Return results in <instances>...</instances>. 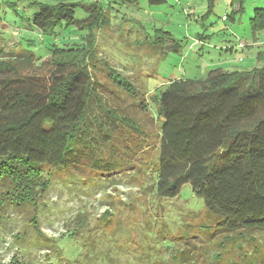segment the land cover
<instances>
[{
  "label": "trees",
  "instance_id": "trees-1",
  "mask_svg": "<svg viewBox=\"0 0 264 264\" xmlns=\"http://www.w3.org/2000/svg\"><path fill=\"white\" fill-rule=\"evenodd\" d=\"M147 1L158 5L167 0ZM214 1L210 0L209 11ZM32 4L36 9L30 28L44 35L43 48L26 53L8 50L18 43L0 45V229L12 214L21 213L40 236V217L48 211L46 200L58 182L55 178L72 175L69 172L74 169L84 172L76 175L91 176L90 155L99 149L111 156V151L120 148L114 141L129 138L128 133L115 134L118 124L130 127L129 133L145 135L143 127L154 119L148 116L144 98L134 102L144 115L133 119L125 108H115L101 94L104 91L92 67L98 59V30L110 25L111 19L100 0L86 5L36 0ZM80 5L88 14L84 20L76 18ZM250 23L254 33L264 31V7L254 9ZM74 25L78 26L76 37H66ZM58 29L63 33H57ZM158 31L165 39L175 40L172 32ZM44 64L43 72H35ZM117 75L121 86L137 96V86ZM157 92L153 98L158 119H162L157 138L159 167L157 182L150 189L159 198L170 199L189 183L193 194L203 200L210 221L222 229L264 230V65L234 70L216 67L203 78L170 80ZM92 167L119 168L112 158L104 157ZM109 213L98 219L106 223L94 229L88 212L79 211L68 219L63 232L70 240L58 246L74 245L88 229L103 230L114 224L107 218ZM26 234L27 230L18 231L16 237ZM51 240L45 239L44 246ZM75 246L69 253L78 254ZM50 253L48 257H58ZM28 260L21 257L18 261L14 256V264ZM0 264L6 263L0 258Z\"/></svg>",
  "mask_w": 264,
  "mask_h": 264
},
{
  "label": "rangeland",
  "instance_id": "rangeland-1",
  "mask_svg": "<svg viewBox=\"0 0 264 264\" xmlns=\"http://www.w3.org/2000/svg\"><path fill=\"white\" fill-rule=\"evenodd\" d=\"M34 1L0 0V45L18 43L9 51L28 53L43 48L44 35L30 28ZM36 1L86 5L95 0ZM100 1L111 19L110 25L98 30V59L93 60L96 65L92 67L102 85L101 94L115 108H125L133 119L144 115V110L134 104L144 98L148 116L154 121L148 119V126L143 127L145 135L129 133L130 127L118 124L115 134L128 133L130 140L116 139L115 146L120 148L111 151V156L96 149L89 158L91 176L76 175L84 172L74 169L69 172L72 175L55 178L58 182L46 200L48 211L40 217V236L28 217L12 214L0 229L4 232L0 258L6 264H14L15 255L18 261L21 257L31 260L27 264L55 260L60 264H264V230L222 229L210 221L203 200L193 194L189 183L170 199H161L150 189L157 182V138L162 123L153 98L155 91L159 94L176 78L206 77L216 67L234 70L263 66L264 31L254 33L250 20L256 7H264V0H215L210 11V0H167L158 5L147 0L138 4ZM240 4L242 9L238 10ZM75 14L79 20L88 16L81 5ZM159 29L172 32L176 43L165 39ZM75 30L77 25L65 36L75 38ZM57 33L63 31L58 29ZM45 66L35 72H43ZM117 74L137 86V96L121 86ZM103 157L112 158L119 168L105 171L92 167ZM81 210L88 212L94 229L106 223L98 219L107 211L114 224L97 229V233L88 229L73 241L74 245L64 242L59 247L70 240L68 233H63L68 219ZM23 230H27L26 236L16 237ZM42 238L52 239L51 243L45 247ZM73 246L78 254L69 253ZM18 250L23 251L20 254ZM49 251L58 257H48Z\"/></svg>",
  "mask_w": 264,
  "mask_h": 264
}]
</instances>
